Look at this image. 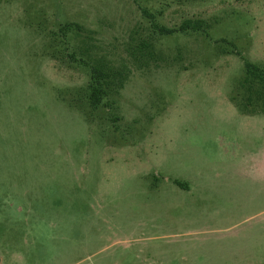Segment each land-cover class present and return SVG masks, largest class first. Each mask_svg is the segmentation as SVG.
<instances>
[{
    "label": "rangeland",
    "instance_id": "1",
    "mask_svg": "<svg viewBox=\"0 0 264 264\" xmlns=\"http://www.w3.org/2000/svg\"><path fill=\"white\" fill-rule=\"evenodd\" d=\"M143 9L207 33L152 37ZM74 52L124 79L97 110ZM243 58L264 65V0H0V264H264Z\"/></svg>",
    "mask_w": 264,
    "mask_h": 264
},
{
    "label": "trees",
    "instance_id": "2",
    "mask_svg": "<svg viewBox=\"0 0 264 264\" xmlns=\"http://www.w3.org/2000/svg\"><path fill=\"white\" fill-rule=\"evenodd\" d=\"M143 15L150 20L151 29L154 37H171L175 34H187V33H207V23L200 19H187L178 28H169L162 25L155 14L148 9H143ZM85 31V29L75 23H66L60 27L58 36L54 34L55 43L58 55L63 54L67 49V37L72 32ZM151 37V42L153 38ZM151 42H144L141 45V49L147 50L151 46ZM232 47H236L235 44L227 42ZM54 45V46H55ZM235 54L242 56L240 51H233ZM58 57V56H57ZM69 58L74 59V62H79L82 66L89 68L90 82L86 91V100L89 107L93 110H97L102 106H105V102L110 100L109 98L117 93L124 86V79L120 72L109 68L101 63H94L90 60H86L82 57L77 59L76 52L69 55ZM244 68L245 72L239 82L240 90L244 92V95L240 99L238 96H231L230 100L239 111L244 115H261L264 114V65L253 63L245 58Z\"/></svg>",
    "mask_w": 264,
    "mask_h": 264
},
{
    "label": "crops",
    "instance_id": "3",
    "mask_svg": "<svg viewBox=\"0 0 264 264\" xmlns=\"http://www.w3.org/2000/svg\"><path fill=\"white\" fill-rule=\"evenodd\" d=\"M247 116H251V117H253V116H259V115H247Z\"/></svg>",
    "mask_w": 264,
    "mask_h": 264
}]
</instances>
